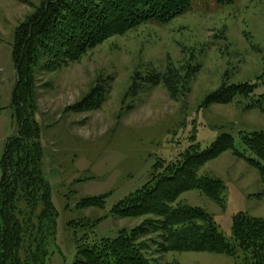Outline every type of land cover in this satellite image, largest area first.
<instances>
[{"label": "rangeland", "instance_id": "obj_1", "mask_svg": "<svg viewBox=\"0 0 264 264\" xmlns=\"http://www.w3.org/2000/svg\"><path fill=\"white\" fill-rule=\"evenodd\" d=\"M41 2L0 0V158L18 132L10 102L16 84L11 56L15 31ZM43 63L35 70L34 119L43 179L57 214L46 264H73L75 238L89 244L114 239L119 231L149 219H121L111 211L149 181L156 162H174L193 145L205 150L223 134L248 156L240 134L264 129V112L245 110L246 99L203 106L222 83L254 84L255 96L264 93V0H195L173 20L141 23L56 72L45 70ZM169 63L180 73L187 66L193 71L198 67L185 97L172 100L162 86L131 90L139 88V76L162 72ZM95 89L102 98L97 109L72 110ZM199 173L222 181L220 204L197 191L184 193L178 202L210 214L229 244L234 216L264 218V203L257 197L262 192L259 175L231 151L206 163ZM99 196H105L103 208L79 206L83 199ZM143 240L150 248L145 255L157 264H255L247 251L159 254L151 243L155 235Z\"/></svg>", "mask_w": 264, "mask_h": 264}, {"label": "trees", "instance_id": "obj_2", "mask_svg": "<svg viewBox=\"0 0 264 264\" xmlns=\"http://www.w3.org/2000/svg\"><path fill=\"white\" fill-rule=\"evenodd\" d=\"M195 0H43L15 31L12 61L16 84L11 95V110L17 125L15 137L8 140L0 158V264H46L47 243L54 234L57 214L41 170L40 131L36 111L35 70L56 72L104 42L146 21L167 23L185 13ZM210 1V0H204ZM233 2L234 0H216ZM167 64L164 71L151 70L137 78L145 91L162 86L172 100L188 94L189 82L198 67L177 68ZM193 71V72H192ZM264 84V81L262 82ZM254 84L222 83L206 96L203 106L229 105L237 98L248 100L245 110L264 112V93L255 96ZM101 93L93 92L72 107L91 111L101 104ZM249 153L238 152L230 135L219 136L205 150L190 146L169 164L161 160L152 167L149 181L121 200L112 214L118 218L148 217L132 230H121L114 239L84 243L75 238L73 264H157L145 254L150 249L143 238L155 235L151 243L159 254L208 253L234 255L250 252L255 264H264V218L238 214L232 220L229 244L205 210L178 199L197 191L215 204L222 201V181L200 174V169L226 151L242 160L259 175L264 203V129L240 134ZM105 196L85 198L81 208H103ZM82 223H85L84 221ZM77 226V224H73ZM70 223V226H73ZM88 224H80L86 227ZM89 227H92L91 225ZM150 241V240H149Z\"/></svg>", "mask_w": 264, "mask_h": 264}]
</instances>
